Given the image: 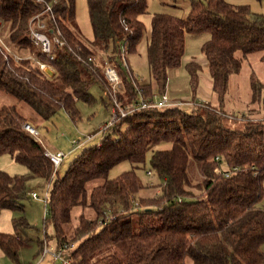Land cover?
Wrapping results in <instances>:
<instances>
[{
	"label": "trees",
	"instance_id": "obj_1",
	"mask_svg": "<svg viewBox=\"0 0 264 264\" xmlns=\"http://www.w3.org/2000/svg\"><path fill=\"white\" fill-rule=\"evenodd\" d=\"M48 6V28L60 32L66 43L56 47L55 61L30 38L31 19ZM147 11V0H88L93 31L88 41L78 32L77 0H0V21L9 27L8 47L26 49L55 73L50 78L29 59L16 62L0 44V157L12 156L29 170L28 178L49 182L45 236L53 226L58 249L75 245L69 252L72 264H264V82L250 72L245 115L234 111L236 103L227 98L243 61L255 53L264 61V15L226 0H192L185 19L154 14L147 41L150 82L142 83L122 48L126 55L138 52ZM202 33L210 35L202 46L212 82L210 108L137 110L117 122L100 145L87 148L63 177H54L42 143L14 124L13 117L28 122L21 107L41 122L61 110L79 121L77 103H93L95 85L108 94L106 61L119 71L123 107L168 93L169 72L182 66L189 98H200L205 67L194 61L183 65V59L187 35ZM235 123L240 125L233 127ZM149 154L163 181L156 196L139 197L144 185L137 171ZM124 162L132 168L109 179L110 171ZM234 167L240 170L226 177L224 172ZM26 180L0 169V212L24 211ZM76 208L81 213L70 234ZM107 217L111 221L105 222ZM29 227L20 216L14 219V234L0 231V249L17 263ZM45 244L40 243L42 248Z\"/></svg>",
	"mask_w": 264,
	"mask_h": 264
},
{
	"label": "rangeland",
	"instance_id": "obj_2",
	"mask_svg": "<svg viewBox=\"0 0 264 264\" xmlns=\"http://www.w3.org/2000/svg\"><path fill=\"white\" fill-rule=\"evenodd\" d=\"M147 1L148 11L142 17L147 30L138 47V52L136 54L126 55L135 77L142 83L150 82L149 66L147 60V41L151 17L154 14H170L185 19L189 15L192 2V0ZM226 1L235 6H248L251 12L264 15V0ZM77 23L79 35L84 40H93V31L88 12V0H77ZM8 28V24L4 22L2 25V38L5 42L6 38L8 37ZM50 38L52 39L53 37L50 36ZM209 39L210 35L208 33L187 35L186 52L183 59V65L194 61L205 67V72L202 73L201 86L205 90H203V94H200V96L211 101V90L206 88V83L204 81V78L209 79L210 77L206 72L208 68L207 62L202 53V46ZM53 46H55L54 43ZM13 50L16 54L22 57L30 55L27 53L26 49H19L15 47ZM251 71H254L258 78L264 82V61L261 59L260 53L252 54L247 60L245 59L243 61L242 72L240 75H234L230 82L231 92L227 98L228 100H231V98L233 99V102L236 103V105L233 106V110H239L241 113L238 112V114L240 115L246 114V112H242V110L244 108V101L248 100V97L250 96L249 75ZM188 81V74L184 66H182L180 69L170 71L168 94L171 95V97H174V99L180 98L182 100H186L191 95ZM91 93L95 99L93 103L87 104L83 101H79L77 103L78 110L81 113V119L77 122L72 121L68 114L63 110H61L58 115L53 117L50 121L44 122H41L38 117L34 116V113L28 107H25L26 109L21 107V113L23 111L24 115L29 114L27 120L31 119V122L27 123L32 124L37 128L40 141L43 146L47 147L49 151L53 153L63 152L68 154L73 148V142L81 141L85 139V137L93 135L99 130V128L107 123L111 117L109 95L105 92L102 86L99 84L95 85L91 89ZM239 125V123H235L233 127H238ZM100 143V138H96L94 141L76 149L74 153L69 155L64 160L61 167L57 170L59 177H63L65 175L69 169V166L87 148L94 145H99ZM168 147L169 146H165L163 148ZM131 168L132 164L130 162H124L120 165H117L110 171L109 179H115L124 172L129 171ZM0 169L12 176H22L26 178V185L28 188V199L23 202L24 211L22 213L7 209L0 212V231L7 234H14V219L20 216H25L30 226L23 238L24 244L20 251L19 263L10 259V257L7 256L2 249H0V264H59V262H56L51 257V255L43 258L42 253L44 245L43 248L40 245L41 242L46 243L47 248L51 253H55L58 250L56 238L53 237V226H49L47 228L48 238L45 236V220L47 217L45 200L49 189V182L40 177L28 178L29 170L24 165L16 162L15 159L10 155H3L0 157ZM193 171L194 169L191 170V175L194 177L193 179L196 182L198 180L197 172ZM148 172H151V175H149ZM137 174L144 185L143 190L138 195L139 197H154L160 192L159 184L163 180L158 177L157 173L151 167V154L148 155L145 167L138 170ZM33 192L37 193L39 197L38 199H33L31 197ZM80 213V209H74L72 225L68 229L70 234L72 233L73 226L78 224V217ZM86 213L88 216H93V213L90 210H88ZM133 220L135 223L138 222V216H134ZM150 223L157 225L156 220H151ZM261 250L264 254V244L261 247Z\"/></svg>",
	"mask_w": 264,
	"mask_h": 264
},
{
	"label": "built area",
	"instance_id": "obj_3",
	"mask_svg": "<svg viewBox=\"0 0 264 264\" xmlns=\"http://www.w3.org/2000/svg\"><path fill=\"white\" fill-rule=\"evenodd\" d=\"M40 1V0H38ZM51 11V7L48 6L47 9L39 14L36 15L31 19L30 22V38L35 46H37L40 49V52L48 57L49 60L55 61L56 55H55V49L56 47H63L66 45L65 41L61 39L60 32H54L53 30L48 28L47 21L44 19V14ZM50 36L53 38L51 39ZM53 43L55 46H53ZM0 44L6 49V51L15 59L16 62H20L22 60H32L35 63H37L42 71H47L49 69L53 68L47 64L42 63L38 59H36L32 55H26V56H19L14 51H12L4 39L2 38V26L0 27ZM123 57L126 56V48H122ZM126 65V64H125ZM104 76L105 79L109 85L108 95H109V105L111 109V117L107 123H105L99 130L94 133L93 135H89L85 137V139L81 141H75L73 142V148L68 153L65 154L63 152H57L53 153L49 150H46L45 156L48 157L53 165L54 168V177L57 174V170L61 167L64 160L74 153L76 149L79 147H82L92 141H94L96 138H100L101 142L105 139L106 135H108V132H112L115 128V125L120 120L126 118L130 114L134 113L137 110L140 109H147V108H168V107H182V106H200L204 108H210V101L205 98H196V99H174L168 95V93L164 95L156 94L153 99H143L141 98L138 102H135L131 105H128L127 107H123L119 101L118 98V92L121 88V77L119 74L118 69L112 65L109 62L104 63ZM141 94V92H139ZM14 121V124L16 127L24 131L25 133L29 134L31 137H33L36 141L40 142V137L37 128L28 123H21L19 122L15 117L12 118ZM101 144V143H100ZM99 144V145H100ZM219 160V158H217ZM221 170V169H220ZM240 169L238 167H234L230 171H225L224 174L226 177H229L232 172L239 171ZM149 175H151V172H148ZM53 178V177H52ZM31 197L33 199H38V195L36 192H33L31 194ZM47 199H48V193L46 195V206H47ZM179 203H182V199H178ZM107 214V213H106ZM104 221V218L100 220V222ZM111 221L110 217H107L105 219V222ZM75 245H64L63 247L59 248L55 253H51L47 245H44L43 249V258L51 255V257L56 261L59 262V264H72L71 256L69 255V252L74 249Z\"/></svg>",
	"mask_w": 264,
	"mask_h": 264
},
{
	"label": "crops",
	"instance_id": "obj_4",
	"mask_svg": "<svg viewBox=\"0 0 264 264\" xmlns=\"http://www.w3.org/2000/svg\"><path fill=\"white\" fill-rule=\"evenodd\" d=\"M204 81H205V83H206V88H208V90H211L212 89V82H211V80H210V78L209 79H205L204 78ZM203 90H205L204 88H201V91H200V94H203ZM171 96V95H170ZM200 97H202V96H200ZM174 98V97H173ZM203 98V97H202ZM175 99H177V98H175ZM180 99V98H179ZM28 122H31V119L30 120H28ZM34 122V121H33ZM44 148H45V150H49L47 147H45L44 146Z\"/></svg>",
	"mask_w": 264,
	"mask_h": 264
},
{
	"label": "water",
	"instance_id": "obj_5",
	"mask_svg": "<svg viewBox=\"0 0 264 264\" xmlns=\"http://www.w3.org/2000/svg\"><path fill=\"white\" fill-rule=\"evenodd\" d=\"M2 26V23L0 21V27ZM45 73L50 77V78H53V76H55V73L52 69H49L47 71H45Z\"/></svg>",
	"mask_w": 264,
	"mask_h": 264
}]
</instances>
